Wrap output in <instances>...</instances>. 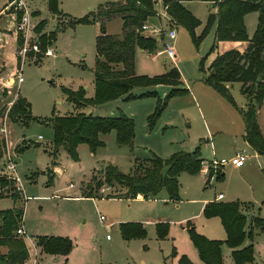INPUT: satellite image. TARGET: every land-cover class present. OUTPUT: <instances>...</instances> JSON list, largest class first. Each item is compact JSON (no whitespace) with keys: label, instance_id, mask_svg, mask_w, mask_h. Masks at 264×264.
Instances as JSON below:
<instances>
[{"label":"rangeland","instance_id":"1","mask_svg":"<svg viewBox=\"0 0 264 264\" xmlns=\"http://www.w3.org/2000/svg\"><path fill=\"white\" fill-rule=\"evenodd\" d=\"M152 1L154 15L142 25L168 31L172 19L164 9L165 0ZM18 2L0 0V106L6 102V94L11 99L2 107L7 108L8 113L15 97H21L27 101L30 115L37 122L21 119L12 123L8 118L3 122L7 134L3 137L5 151L0 158V181L8 192L0 190V212L15 208L23 211L17 228H23L25 235L14 233L27 253L31 248V260L28 261V255L23 264H33L35 260L32 244L37 254H42L36 245L39 237L59 236L70 239L73 248L65 260L43 253L47 264H179L181 256L193 264H202L188 230H182L179 225L186 223V227L191 222L197 234L210 241L224 242L226 234L220 219H207L201 212L203 203L213 202L218 194H222L223 203L239 204L246 218V230L253 231L252 238L245 237L243 246L252 245L254 264H264V231L254 228L255 218L262 219L264 224V156L257 154L242 137L241 112L252 103L241 94V85H228L235 108L206 82L216 56L222 51L214 40L215 26L208 25L215 11L211 4L203 0L181 2L200 25L193 37L184 27L172 26L177 33L173 42L175 59L163 54V44L169 43L166 37L162 42L158 37L153 39L156 46L152 52L136 48L134 70L137 76L153 78L176 70L181 82L178 89L187 90L183 95L170 98L163 113L149 127L147 119L154 113L157 100L163 101L171 86L135 87L130 92L132 96L146 93L156 96L130 101H126L125 96L81 108L70 103L66 95L67 91L84 90L85 99H94L96 42L102 35V25L94 21L92 15L102 4L117 0H22V7ZM24 6L29 17L27 52L25 56H17L13 43L17 24L25 14ZM257 24V12L245 15L248 39L253 38ZM104 28L109 36L122 34L119 18L107 21ZM140 32L147 33L141 28ZM245 46L236 49L241 51ZM48 49L54 52L53 56L45 55ZM18 73L23 79L20 85L17 84ZM258 113L264 135V102ZM78 115L131 118L133 145H118L115 132H111L101 137L103 146L94 153L87 145H79L77 160L63 149H59L54 159L50 120ZM39 137L42 139L38 140ZM197 149L203 164L229 160L241 150H245L247 159L242 169L231 165L222 167L225 173L222 179L202 170L194 175L182 172L178 177L177 202L169 200L165 189L151 200L109 199L117 197L121 191L115 184L106 183L99 189L101 198H75L81 194L83 181L93 175L100 177L109 165L129 174L134 164L146 163L152 155L167 161L176 153H193ZM7 155L15 163L23 190H16L14 175L5 169ZM57 168L61 172L56 174ZM222 168H210L209 172H220ZM158 219H165L168 224L167 235L162 240L158 239L153 223ZM127 223L141 224L144 236L124 240L119 225ZM221 256L223 264H234L231 249L225 244L221 247Z\"/></svg>","mask_w":264,"mask_h":264},{"label":"trees","instance_id":"2","mask_svg":"<svg viewBox=\"0 0 264 264\" xmlns=\"http://www.w3.org/2000/svg\"><path fill=\"white\" fill-rule=\"evenodd\" d=\"M55 1V0H53ZM189 0H165L164 9L172 21L184 27L193 37L195 29L200 25L181 2ZM210 3L214 11L209 17V27L215 26L214 40L220 42H234L245 44L243 50L231 49L218 54L211 66L212 74L206 80L207 84L229 104H236L229 93L228 85L239 83L241 94L251 100L249 108L241 112L245 125L244 140L257 154L264 156V136L261 133L257 115L264 102V2L263 0H203ZM152 0H117L102 4L93 20L100 22L102 35L96 42V60L94 69L95 97L93 100L84 98V90L77 93L66 92L68 101L81 108L89 105H101L106 102L125 97L126 101L155 97V93H146L139 97L130 92L135 87H151L168 85L172 90L163 101L157 100L154 113L148 117V125L152 127L165 110L170 98L183 95L185 89H178L180 75L172 70L163 76L148 78L135 74V50L141 48L146 51L155 50L152 38L140 32L141 25L154 15ZM250 12L258 13V24L253 38L247 37L244 17ZM113 18L122 22V34L109 36L104 25ZM88 21V19H85ZM84 21V22H85ZM39 28L37 32L39 33ZM54 37V35H51ZM15 54L24 46V37L20 33L14 36ZM0 108V127L5 118L12 123L26 119L30 123L37 122L30 115L27 101L16 96L11 108ZM53 131L52 156L57 158L59 149H63L69 157L77 160V147L87 145L92 153L103 146L101 137L115 132L118 145L132 146L134 140V123L131 118L119 115L115 118H100L78 115L75 117L50 120ZM25 150V149H24ZM23 150V151H24ZM5 151V140L0 134V158ZM21 153V152H20ZM4 157V156H3ZM203 160L197 149L193 153H176L167 161H162L152 155L146 163L134 164L129 174L119 172L114 166H107L98 177L93 175L89 182L83 183L81 196L95 199L99 196V189L103 183L116 185L121 193L109 199H136L141 196L144 200L157 198L165 189L169 200L178 201V177L182 172L197 174L202 169ZM56 165V164H53ZM222 179V171H210ZM50 182L52 180H49ZM0 189L7 192V186L0 181ZM16 198V197H15ZM202 215L205 218L220 219L226 234L224 242L210 241L197 234L193 224L187 223L189 239L197 251L202 264H223L221 247L223 244L231 249L234 264H254V249L252 245L243 246L246 236L252 238L253 231L246 230V218L240 212L237 203L211 202L204 206ZM23 211L15 208L11 211L0 212V264H23L28 257L25 247L16 238L19 221H22ZM254 228L264 231L262 219L255 218ZM168 224H156L158 239L167 235ZM119 231L124 240H131L144 236L141 224L127 223L119 225ZM37 245L48 255L67 256L73 245L66 237H39ZM179 264H193L185 256L179 258Z\"/></svg>","mask_w":264,"mask_h":264},{"label":"built area","instance_id":"3","mask_svg":"<svg viewBox=\"0 0 264 264\" xmlns=\"http://www.w3.org/2000/svg\"><path fill=\"white\" fill-rule=\"evenodd\" d=\"M17 1H19L18 2L19 7H22V4L24 5L22 0H17ZM23 8L25 10V6ZM170 22H171L170 29L168 31H165V32L157 30L156 28H151L147 24L142 25L141 30L143 32H147L148 34L147 33H143V34L145 36H148V37L152 38V39H157V37H158V40H160L159 42H162L163 41V37H166L168 39L169 43L166 42V43L163 44V46H164L163 54H165L167 57H169V58H171L173 60V59L176 58L173 42L176 39L177 33H176V30L172 27L176 23L174 21H172V20ZM16 32L22 34L23 37H24V46L18 52V56H20V55L25 56V53L27 52V49L25 47V40H27L28 35H29V17H28V14H27L26 10H25V14H23L22 18L20 19V21L17 24ZM161 37H162V40H161ZM32 49L37 51V47H35V46H33ZM45 55L47 57H51V56L54 55V52L51 49H48L45 52ZM22 82H23V79H22L21 75L18 73L17 74V84L20 85ZM11 83H12V81H11ZM11 105H12V103H11ZM5 120H6V118H5ZM0 134L3 137L6 136V134H7V128H6V125L4 123L0 127ZM41 139H42V137L38 138V140H41ZM246 159H247V154L245 153V150H241V151H237L234 154V156L231 159H229V160L221 159L219 162L216 161V160H214V161H212L210 163L206 162L204 165H202V170H203L204 173H209L210 168L212 169L214 167H224L226 165H231L234 168H240L244 164ZM6 161H7L8 165L5 164V169H6V171L8 173H11V174L14 175L13 176V181L15 182L16 190L17 191H20L21 189L23 190L21 182H20L19 178L16 175L15 163L12 161V158H10V156H8V155L6 157ZM217 199H222V195L219 194L217 196ZM15 234L17 236H24L25 235L24 229L23 228H18L16 230Z\"/></svg>","mask_w":264,"mask_h":264},{"label":"crops","instance_id":"4","mask_svg":"<svg viewBox=\"0 0 264 264\" xmlns=\"http://www.w3.org/2000/svg\"><path fill=\"white\" fill-rule=\"evenodd\" d=\"M14 44V43H13ZM218 45L220 46V47H222V51H221V53L220 54H222L223 52H226V51H229V50H231V49H236V47H242V45H245V44H242V43H234V42H220V43H218ZM15 46V45H14ZM238 49H240V48H238ZM9 84V83H8ZM183 89V88H182ZM4 98H5V101L7 102L8 100L10 101V97H7V95L6 94H4ZM14 98V97H13ZM12 98V99H13ZM6 102H3V104L0 106V108L2 107V106H4L5 104H6ZM259 114V113H258ZM242 118V117H241ZM257 120H258V117H257ZM244 123V122H243ZM258 124H259V127H260V130H261V133H262V127H261V125H260V122H259V120H258ZM234 131H236V128L234 129ZM233 131V132H234ZM233 132H232V134H233ZM262 135H263V133H262ZM244 136H245V125H244V133H243V135H242V137L244 138ZM264 136V135H263ZM236 153V152H235ZM202 165H204V164H202ZM245 166V162H244V164L240 167V168H235V169H242L243 167ZM222 168V167H221ZM58 169V168H57ZM202 170V169H201ZM58 171H60V169H58V170H56V174L58 173ZM203 171V170H202ZM222 172H223V168H222V170H221ZM61 172V171H60ZM204 173V172H203ZM224 173V172H223ZM225 174V173H224ZM87 182H89V180H85V181H83V183H87ZM70 187H73L72 185H70ZM1 190V189H0ZM3 192L5 193V192H7L5 189L3 190ZM2 191H1V193H3ZM219 195V194H218ZM217 195V196H218ZM220 195H222V194H220ZM217 196L215 197V200H214V202H221L222 200H223V196H222V199H217ZM75 198H83L82 196H81V194H80V196H76ZM131 200H133V199H131ZM136 200H144L141 196H138L137 198H136ZM206 205V201L203 203V205L201 206V212H203V208H204V206ZM154 224H158V223H167V221L165 220V219H158L157 221H155V222H153ZM191 223V222H190ZM186 224V223H185ZM185 224H181V225H179L180 226V228L182 229V230H185ZM192 224V223H191ZM249 230H247V232H248ZM59 237H62V236H59ZM67 238V237H66ZM72 242V241H71ZM37 245V244H36ZM72 245H73V243H72ZM245 245H248V244H245ZM244 245V246H245ZM38 246V245H37ZM32 250L34 251V258H35V260H33V264H47V263H45L43 260V258H42V255H43V252H42V250H41V248L39 247V250H40V253H42V254H37V251H35L36 249L34 248V245L32 244ZM29 250H28V255H29V259H28V261L29 260H31V255H30V249L31 248H28ZM45 254V253H44ZM46 255H48V254H46ZM49 256H53V257H57V258H61V259H63V260H65L66 259V257L65 256H61V255H49ZM32 264V263H31Z\"/></svg>","mask_w":264,"mask_h":264},{"label":"water","instance_id":"5","mask_svg":"<svg viewBox=\"0 0 264 264\" xmlns=\"http://www.w3.org/2000/svg\"><path fill=\"white\" fill-rule=\"evenodd\" d=\"M211 73H213V72H211Z\"/></svg>","mask_w":264,"mask_h":264}]
</instances>
